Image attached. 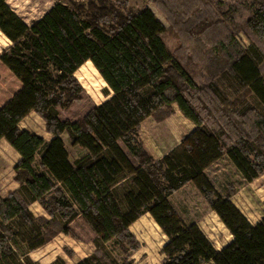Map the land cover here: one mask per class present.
<instances>
[{
    "label": "trees",
    "instance_id": "obj_1",
    "mask_svg": "<svg viewBox=\"0 0 264 264\" xmlns=\"http://www.w3.org/2000/svg\"><path fill=\"white\" fill-rule=\"evenodd\" d=\"M171 1L176 11L165 12L204 62L208 84L197 83L168 48V28L148 7L134 11L126 1H58L28 24L0 0V30L12 42L0 61L22 84L0 107V141L6 137L23 155L15 165L19 188L0 195V264L30 263L29 253L59 233L70 235L79 217L95 233L96 251L76 264H133L116 259L107 244L116 240L125 254L138 249L131 225L150 211L157 217L153 209L189 182L204 189L233 239L217 250L192 222L165 243L163 264H264V217L252 224L229 194L215 201L205 173L225 155L248 182L264 173V49L255 41H238L244 32L234 20L238 10L219 16L209 10V0ZM250 11L247 28L264 39V0H253ZM87 62L107 83L109 97L80 119H62L59 109L83 97L76 72ZM175 106L195 127L155 159L139 128L148 117L169 116ZM32 111L45 120L52 140L19 130ZM65 132L73 146L86 151L74 161ZM34 202L46 215L32 212ZM19 236L22 254L13 242Z\"/></svg>",
    "mask_w": 264,
    "mask_h": 264
},
{
    "label": "rangeland",
    "instance_id": "obj_2",
    "mask_svg": "<svg viewBox=\"0 0 264 264\" xmlns=\"http://www.w3.org/2000/svg\"><path fill=\"white\" fill-rule=\"evenodd\" d=\"M5 1L25 22L30 24L32 21L41 18L55 2L70 3L71 1L88 0ZM124 1L127 2V7L134 11L142 10L146 7L152 9L168 28L164 34V41L168 48L182 58L183 64L197 83L200 85L208 84L207 81L210 78V74L204 62L199 61L195 57L192 44L188 40L187 35L181 30L180 26H177L176 20L171 21L165 12L167 9L176 11V6L173 4L175 3L174 1L110 0L114 5H119V2ZM209 4L211 6L209 10L219 16L222 11L238 10L234 15V20L240 28L244 29V32L238 33V41L243 45H248L250 42L255 41L264 49V39L256 37L246 25L247 18L251 14L250 7L253 4V0H209ZM218 4L220 5L218 6ZM211 35L215 36L216 31H211ZM11 45L10 39L0 30V55ZM76 77L84 88L82 99L73 103L67 109H59L60 117L71 121L82 118L93 106L101 104L109 97L106 95V92H108L107 83L103 81V77L91 62L85 63L76 72ZM217 82L226 93H232L223 79L218 78ZM19 84L17 77L0 61V106L9 101L12 94L19 88ZM248 101L257 109L263 111L261 105L253 96H248ZM41 119L43 118L41 117ZM34 124L39 126L37 122H34ZM194 127L195 124L186 118L175 106L174 112L163 119H158L155 116L148 117L141 124L139 135L145 149L155 159H160L170 152L182 140V137ZM44 130L47 133H51L47 130L46 124ZM64 138L66 139L71 160L74 161L79 154L70 145L67 134H64ZM13 162H15L14 156H11L5 164L0 160V195L2 197L10 194V190H14L20 185L15 167L13 168L12 166ZM207 178L215 189V193L212 195L215 201L229 194L233 203L252 224L260 222L264 217V173L254 181L248 182L225 155L210 166L207 170ZM30 209L38 216L46 215L45 210L38 204H30ZM153 210L159 218L155 217L153 212L150 211L140 217L130 227V231L138 241V249L131 250L128 254H125L119 248L116 240L107 244L113 256L120 262L127 258L132 260L133 264H163L164 255L162 248L165 243L170 239L171 235H174L192 222L197 223L201 227L217 250H221L233 239L231 232L215 212L214 207L208 202L204 189L199 188L194 182H189L175 191ZM40 211L43 213L40 214ZM70 227V235L59 233L46 245L29 253L30 263L28 262L27 264H51L59 258L63 260V263L60 262L58 264H76L81 258L94 254L96 251V235L86 222L79 217L71 223ZM19 231L22 232L23 229L19 228ZM20 239V236L16 237L13 242L14 247L22 254L24 244ZM22 258L24 259V257ZM205 264L217 263L212 261Z\"/></svg>",
    "mask_w": 264,
    "mask_h": 264
},
{
    "label": "crops",
    "instance_id": "obj_3",
    "mask_svg": "<svg viewBox=\"0 0 264 264\" xmlns=\"http://www.w3.org/2000/svg\"><path fill=\"white\" fill-rule=\"evenodd\" d=\"M53 6V5H52ZM51 6V7H52ZM50 7V8H51ZM18 79V78H17ZM19 80V79H18ZM19 82H20V80H19ZM22 87V84H21V82H20V84H19V88L17 89V91L20 89ZM16 91V92H17ZM15 92V93H16ZM15 93H13L12 94V97L14 96V94ZM12 97H10V99L12 98ZM9 99V100H10ZM4 105V104H3ZM3 105H1L0 107H2ZM42 121V123H41V121ZM34 122H37L38 124H39V126H37L36 124H34ZM45 124H46V122H45V120H43V119H41V117L35 112V111H32V112H30L19 124H18V128H19V130H21V131H27V132H29V133H34V134H37V135H39V136H41V137H43L47 142L48 141H50V140H52V138L54 137V135L53 134H51V133H47V132H45V130H44V128H45ZM194 129V128H193ZM192 129V130H193ZM191 130V131H192ZM190 131V132H191ZM190 132H188L187 134H189ZM64 134H67V136L69 137V134L67 133V132H65V133H63L62 134V137H63V139H64V141H65V144H66V139L64 138ZM69 140V142H70V145L73 147V148H75L76 149V151L78 152V154L79 155H77L76 157H75V159L76 158H78L79 156H81L82 154H84L86 151L85 150H83L82 148H80V147H76V146H73L72 144H71V141H70V139H68ZM181 142V141H180ZM179 142V143H180ZM178 143V144H179ZM177 144V145H178ZM176 145V146H177ZM175 146V147H176ZM0 147H2V148H0V160L1 161H3V163L5 164L6 163V161L11 157V156H14L15 157V162H13V164H12V166H13V168L15 167V165L17 164V162L22 158V153L19 151V150H17L14 146H13V144L11 143V141H9L6 137H4L3 139H1V141H0ZM66 147H67V145H66ZM172 150V149H171ZM10 156V157H9ZM219 161V160H218ZM217 161V162H218ZM210 168V167H209ZM208 168V169H209ZM208 169H206V171H205V173L207 174V170ZM19 186L20 185H18V187H16L14 190H16V189H18L19 188ZM14 190H10V193L11 192H13ZM9 195V194H8ZM8 195H6V196H4V197H7ZM33 204H38L43 210H44V208L42 207V205L39 203V202H34V203H32V205ZM33 212V211H32ZM43 212L42 211H40V214H42ZM35 214V213H34ZM36 215V214H35ZM36 216H38V215H36ZM83 258H85V257H83ZM83 258H81V259H83ZM80 259V260H81ZM79 260V261H80ZM78 261V262H79ZM77 262V263H78Z\"/></svg>",
    "mask_w": 264,
    "mask_h": 264
}]
</instances>
